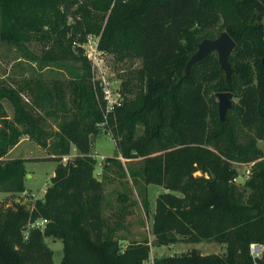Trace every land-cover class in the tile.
<instances>
[{"label": "trees", "instance_id": "obj_1", "mask_svg": "<svg viewBox=\"0 0 264 264\" xmlns=\"http://www.w3.org/2000/svg\"><path fill=\"white\" fill-rule=\"evenodd\" d=\"M221 31L237 43L231 81L216 52L186 72L197 43ZM92 36L118 59L141 62L126 74L123 103L110 110L89 83L85 47ZM0 38L20 53L18 79L11 80L16 86L0 80V156L29 137L58 161L51 185L34 203L8 201L27 190V159L0 161V192L7 194L0 198V264H54L46 236L63 241L62 264H264V256L254 260L249 249L253 241L264 243V150L258 144L264 140V0H0ZM34 43L41 55L32 51ZM23 59L36 61L40 73L52 69L51 77L26 78ZM70 60L81 61L85 71L70 70ZM226 90L237 101L221 121L217 92ZM4 100L14 107L12 118ZM104 128L118 154L141 157L139 167L129 168L134 185L163 188L151 243L134 239L123 246L127 237L115 236L116 228L105 231V184L91 154ZM74 147L77 155L63 162ZM251 161L249 178L239 184L235 162ZM142 202L149 211L146 198ZM38 217L48 218L45 229L27 231ZM201 240L225 244L226 253L195 248L152 256L153 245Z\"/></svg>", "mask_w": 264, "mask_h": 264}, {"label": "rangeland", "instance_id": "obj_2", "mask_svg": "<svg viewBox=\"0 0 264 264\" xmlns=\"http://www.w3.org/2000/svg\"><path fill=\"white\" fill-rule=\"evenodd\" d=\"M218 35V34H215ZM33 52L41 55L42 49L38 44H31ZM85 50L88 54L90 61L92 78L90 84L92 85L94 94L101 102V92L103 99L106 100V104L111 106L112 104L106 98L107 92L111 91L113 94H121V98L126 95L123 82L126 79V74L141 65L138 60H120L117 55L108 51H103L98 46V37L92 36L90 41L86 44ZM20 56L17 48L11 44H8L0 38V80H7L13 86H16L15 82H11L12 79H18V73L15 70L18 69ZM22 70L26 78H42L44 80L49 79V70L45 69L43 72L37 69L39 66L36 61L22 60ZM30 64V65H29ZM70 70L75 73L82 74L85 69L81 61L70 60L67 62ZM32 68H36L33 72ZM57 67L59 69L60 67ZM251 70L256 71V65L251 63ZM235 72V71H234ZM69 73L66 71L65 75ZM240 80V77H239ZM23 98L26 101H30V96L25 93ZM237 101V97L234 95L233 102ZM4 106L12 118L14 116V107L10 101L4 100ZM52 123L54 121H51ZM53 129L56 128L54 123ZM258 144L264 150V140H258ZM116 140L111 130L104 128L100 135L94 140L91 148V154L97 160L96 174L99 178L103 179L104 187V202H103V216L106 222L105 231L116 228L115 236H125L127 240L122 241V245L126 246L130 240H143L148 238L150 243L154 239L153 234V222H154V210L156 200L161 191L162 186L150 184L146 185L145 182L142 186L134 185V178L129 173V168L139 167L141 157L134 159H126L117 152ZM78 153L77 148L72 149V154ZM49 153L38 144L34 143L29 137L23 138L8 154L4 156V159L12 158H25L27 175L25 178L26 189L35 194L36 197H43L45 189L51 185L52 176L58 161L49 157ZM73 158V157H71ZM108 158H112L108 161ZM105 163L108 166L104 167ZM141 166V164H140ZM239 170V176L237 182L243 184L247 178L244 175L245 166L236 165ZM105 173V177L103 174ZM101 173V174H100ZM100 174V175H99ZM197 174H200L198 172ZM143 182V181H142ZM121 194H127L128 199L121 200ZM7 196L6 193L0 192V198ZM16 196H8V201L11 202ZM146 198L149 204V211L143 208L142 201ZM34 203V202H32ZM45 241L54 251L53 259L54 264H62L64 255V243L59 238L53 236H46ZM199 249L204 254L209 253H226V245L214 240H201L199 242H186L181 241L171 245L152 246V256L159 253H166L168 255L181 254L192 249Z\"/></svg>", "mask_w": 264, "mask_h": 264}, {"label": "water", "instance_id": "obj_3", "mask_svg": "<svg viewBox=\"0 0 264 264\" xmlns=\"http://www.w3.org/2000/svg\"><path fill=\"white\" fill-rule=\"evenodd\" d=\"M237 43L235 39L227 32L221 31L215 38H205L199 43H197V50L191 56L186 65V72H188L191 66L198 60L205 57L211 52H216L218 54V59L220 63V69L226 74V81L230 82L234 68L230 62V54L236 47ZM264 64V58H263ZM217 98L219 102V115L221 121H225L227 117L228 110L233 106L234 93L232 91H219L217 92ZM166 253H162L161 256L164 257Z\"/></svg>", "mask_w": 264, "mask_h": 264}, {"label": "built area", "instance_id": "obj_4", "mask_svg": "<svg viewBox=\"0 0 264 264\" xmlns=\"http://www.w3.org/2000/svg\"><path fill=\"white\" fill-rule=\"evenodd\" d=\"M106 98L110 101V103L112 104L111 106L107 108L110 110L112 109L114 106H119L123 103V97L121 98V94H113L111 93V91L107 92ZM75 155H77V153L72 154L68 153L62 156V161L63 162H67L68 160L72 159L71 157H75ZM4 160V156H0V161ZM236 165H244L245 166V172L244 175L249 178L250 174H251V169L252 166L255 164V161H251V162H235ZM46 191V189H45ZM19 195L18 198H14V200L18 201V202H22L25 203L27 201H31V202H35L37 199L42 198V197H36L34 193H32L31 191L25 190L23 191L21 194H16ZM14 195V196H16ZM49 222L48 218L45 217H38L36 219H32L29 221L28 226H27V231L29 229H33V228H39L41 230H44L47 223ZM250 249V254L253 257L254 260L260 259L264 256V243L260 242V241H253L250 243L249 246Z\"/></svg>", "mask_w": 264, "mask_h": 264}, {"label": "crops", "instance_id": "obj_5", "mask_svg": "<svg viewBox=\"0 0 264 264\" xmlns=\"http://www.w3.org/2000/svg\"><path fill=\"white\" fill-rule=\"evenodd\" d=\"M140 61V60H139ZM135 69V68H134ZM25 138V137H24Z\"/></svg>", "mask_w": 264, "mask_h": 264}]
</instances>
